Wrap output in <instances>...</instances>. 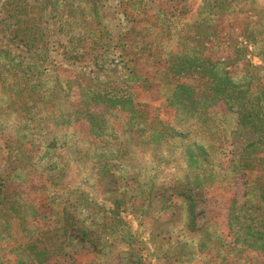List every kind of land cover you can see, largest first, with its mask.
I'll return each mask as SVG.
<instances>
[{"label": "rangeland", "instance_id": "rangeland-1", "mask_svg": "<svg viewBox=\"0 0 264 264\" xmlns=\"http://www.w3.org/2000/svg\"><path fill=\"white\" fill-rule=\"evenodd\" d=\"M0 264H264V0H0Z\"/></svg>", "mask_w": 264, "mask_h": 264}, {"label": "trees", "instance_id": "trees-1", "mask_svg": "<svg viewBox=\"0 0 264 264\" xmlns=\"http://www.w3.org/2000/svg\"><path fill=\"white\" fill-rule=\"evenodd\" d=\"M205 65V64H204ZM201 65L198 66L196 64H190V63H186V64H178L175 66L176 69H179L178 72L179 73H185V74H193V73H197L198 75H202L203 74H207V69L209 70V68L205 65ZM211 69V68H210ZM212 71V69H211ZM225 80H221L219 82H217L216 84V94H214L215 97H217L219 100H225L227 101L229 104L233 103L235 104L236 107H239V113L242 116V114L246 113L247 110L246 108H248V102L247 103H242L244 98H240L239 96L235 95V94H231V87L227 84V83H223ZM185 84L183 85H179L177 86V89H190L188 86H186ZM204 92V91H203ZM196 95H200V92L195 93ZM205 102L209 101V98H205L204 99ZM257 109L256 112L260 113L262 107H256L254 106V110Z\"/></svg>", "mask_w": 264, "mask_h": 264}]
</instances>
